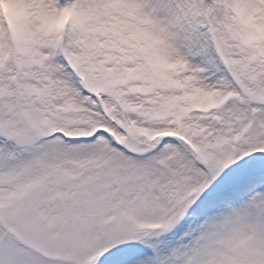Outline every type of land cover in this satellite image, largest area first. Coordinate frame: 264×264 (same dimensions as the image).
Wrapping results in <instances>:
<instances>
[{
	"label": "snow or ice",
	"instance_id": "snow-or-ice-1",
	"mask_svg": "<svg viewBox=\"0 0 264 264\" xmlns=\"http://www.w3.org/2000/svg\"><path fill=\"white\" fill-rule=\"evenodd\" d=\"M0 264H264V0H0Z\"/></svg>",
	"mask_w": 264,
	"mask_h": 264
}]
</instances>
